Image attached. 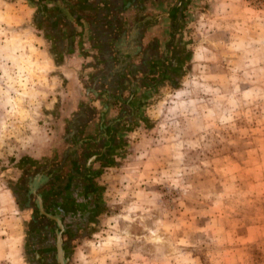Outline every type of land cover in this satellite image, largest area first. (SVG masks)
Here are the masks:
<instances>
[{"label": "rangeland", "instance_id": "obj_1", "mask_svg": "<svg viewBox=\"0 0 264 264\" xmlns=\"http://www.w3.org/2000/svg\"><path fill=\"white\" fill-rule=\"evenodd\" d=\"M53 9L0 0V264H38L37 194L66 206V264H264V0H190L180 58L106 141L73 125Z\"/></svg>", "mask_w": 264, "mask_h": 264}, {"label": "crops", "instance_id": "obj_2", "mask_svg": "<svg viewBox=\"0 0 264 264\" xmlns=\"http://www.w3.org/2000/svg\"><path fill=\"white\" fill-rule=\"evenodd\" d=\"M181 6L182 0H62L61 21L54 27L61 40L52 44L57 51L52 61L73 93L82 87L86 94L75 99L73 125L97 121L95 140L106 141L108 128L119 124L135 95L156 87L173 69L181 51ZM52 11H45L48 19ZM53 37L45 34L43 40ZM87 141L92 142L82 138L81 146Z\"/></svg>", "mask_w": 264, "mask_h": 264}, {"label": "flooded vegetation", "instance_id": "obj_3", "mask_svg": "<svg viewBox=\"0 0 264 264\" xmlns=\"http://www.w3.org/2000/svg\"><path fill=\"white\" fill-rule=\"evenodd\" d=\"M48 200V201H47ZM53 198L47 199V197H42V206L46 212L57 216L64 229L61 232L62 235V248L64 250V255L66 254V234L68 230V225L66 221V206L60 203L56 207H53L49 201ZM30 236V248L37 257L38 264H52L51 260H56V238L59 227L57 221L45 214L40 213L37 206V214L34 216L31 224ZM54 264H56L54 262Z\"/></svg>", "mask_w": 264, "mask_h": 264}, {"label": "water", "instance_id": "obj_4", "mask_svg": "<svg viewBox=\"0 0 264 264\" xmlns=\"http://www.w3.org/2000/svg\"><path fill=\"white\" fill-rule=\"evenodd\" d=\"M36 202H37L38 209H39L40 213L45 214L49 217H52L57 221L59 231L57 232V238H56V257H57V262L59 264H65L64 259L66 260L67 258L64 256V250L62 248V235H61V232L64 229V227H63L60 219L57 216L49 214L44 210V208L42 206L41 196L38 194L36 195Z\"/></svg>", "mask_w": 264, "mask_h": 264}, {"label": "trees", "instance_id": "obj_5", "mask_svg": "<svg viewBox=\"0 0 264 264\" xmlns=\"http://www.w3.org/2000/svg\"><path fill=\"white\" fill-rule=\"evenodd\" d=\"M189 1H190V0H182V6H181V7H182V8H181L182 11L184 10V8L186 7V5L188 4ZM40 12H41V11L39 10V13H40ZM54 12L56 13V18L60 19V18H59V15H58V13H60V11H58V10H54V9H53V13H54ZM51 13H52V12H51ZM51 13H50V14H51ZM182 13H183V12H182ZM50 14H49V16H50ZM182 16H184V15L181 14V18H182ZM60 17L62 18V16H60ZM39 26H40V28H42L41 25H39ZM43 28L45 29V27H43ZM168 79H169V78H168Z\"/></svg>", "mask_w": 264, "mask_h": 264}, {"label": "bare ground", "instance_id": "obj_6", "mask_svg": "<svg viewBox=\"0 0 264 264\" xmlns=\"http://www.w3.org/2000/svg\"><path fill=\"white\" fill-rule=\"evenodd\" d=\"M56 260H57V257H56ZM64 263H65V259H64ZM66 264V263H65Z\"/></svg>", "mask_w": 264, "mask_h": 264}]
</instances>
